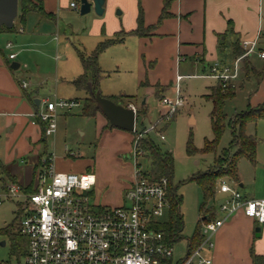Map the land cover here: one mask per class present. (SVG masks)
I'll use <instances>...</instances> for the list:
<instances>
[{"label":"rangeland","instance_id":"rangeland-1","mask_svg":"<svg viewBox=\"0 0 264 264\" xmlns=\"http://www.w3.org/2000/svg\"><path fill=\"white\" fill-rule=\"evenodd\" d=\"M76 2L78 8L65 12L58 28L55 22H51L54 29L53 31L50 29L47 37L36 38V43L27 46L19 53V62L29 65L28 70L24 67L19 70V76L26 82L28 90L38 95L37 98L40 100L76 99L79 101V105L72 109H57V129L55 133L47 136L45 156L52 157L58 171L81 173L91 168L99 176L107 177L104 185L96 186L93 200L102 206L116 207L124 203V195L120 196L116 185L127 181L128 177L135 173L136 160L130 156L131 150L125 153L118 152L129 148L126 133L129 131L114 130V127L107 129L102 125L100 116L88 117L82 113L84 99L89 96V93L86 89H78L73 84V80L80 74L75 73L77 65L82 67L78 50L90 53L100 41L87 33L88 24L91 17L95 15V10L82 15L80 0ZM261 16L259 45L252 55L243 57L239 79L233 86L236 89V95L227 100L225 105L228 120L219 142V151L228 147L232 140L229 119L249 106L256 107L264 102V77L259 80L252 72L253 69H256L257 73L264 70V58L259 55V51L264 50V0H261ZM6 38L2 40V47L7 41ZM11 40L14 42L13 39ZM7 52L10 51L7 50ZM131 55L126 49L105 50L101 53L99 62L103 73L98 86L104 96L123 95L120 104L125 106L133 102L138 105L137 109H141V102L145 99L147 112L146 114L140 112L138 128L149 127L159 122L157 130L165 134L164 140L156 133L153 137L162 151L168 150L173 153V181L175 185H179L178 191L183 196L181 212L184 229L182 237L173 243V260L178 262L186 257L188 239L198 227L201 218L200 207L204 202L201 188L196 182L189 181V178L193 173L208 169L214 160L213 153L197 152L190 155L187 152L190 136L198 149L204 146L206 138H213L210 121L212 101L207 99L205 94L209 92L208 86L214 80L197 77L184 79L181 90L185 104L168 121H164L161 120V116L167 117V115L160 110V99L166 95L174 97V87L168 94H163L158 86H140L135 62ZM45 111L46 105L42 102L38 106V114H43ZM246 132L256 135L260 141L257 163L244 157L240 159L239 175L243 186L239 185L240 182L224 180L231 186H237L242 194L260 198L264 196V119H260L257 123H249ZM129 133L133 134L134 139V132ZM138 163L142 168L149 169L147 159L140 158ZM0 175H2L1 170ZM3 193V182L0 181V195ZM226 196V193L218 189L215 201L209 203L215 207L217 217L224 216L218 201ZM18 212L20 211L16 201L5 199L0 204V229L14 222ZM168 213H165L162 220L168 219ZM24 258L25 254L19 256L13 251L10 235L0 233V264H13L19 260L23 261Z\"/></svg>","mask_w":264,"mask_h":264},{"label":"crops","instance_id":"crops-1","mask_svg":"<svg viewBox=\"0 0 264 264\" xmlns=\"http://www.w3.org/2000/svg\"><path fill=\"white\" fill-rule=\"evenodd\" d=\"M73 2L76 8L71 6ZM43 5L53 18H45L39 12L31 11L23 21L15 19V30L0 31V161L8 167L16 182L24 186L37 177L41 160L46 158L47 135L43 122L36 116L38 106L46 99H38V95L29 91L27 85L23 87L24 80L20 78L19 70L22 67L28 70L29 65L19 62V53L36 43V38L47 37L50 29H54L51 22H55L58 28L62 15L78 8L76 0H43ZM163 7L164 0H106L103 15L95 13L88 24V35L101 41L119 31L134 30L142 9L145 25L155 26L151 34L128 35L122 42L106 48L126 49L132 54L140 86L159 85L161 92L168 94L173 87L176 93L178 85L182 93L183 80L197 77L214 80L209 88L217 82L208 76L211 65L217 61L232 63L236 59L232 47L236 40L242 43L258 38L259 45L261 0H170L168 10L171 15L159 22ZM4 38L7 41L2 47ZM9 42L11 46H8ZM11 53H15L13 59L9 57ZM14 62L19 63L17 69L11 67ZM75 73L81 75L83 65H77ZM178 75L184 76L180 82L177 81ZM37 100L40 101L39 105ZM144 100L141 107L146 106ZM128 105L138 106L133 102ZM96 116H100L102 125L108 129L110 122L105 115L98 112ZM129 132H126L129 148L118 152L131 150L133 134ZM94 173L95 188L99 184L104 185L107 177ZM134 179L135 173L127 181L116 185L121 197ZM0 181L3 186L11 182L6 174L0 175ZM239 185L243 186L242 182ZM257 227L261 229L260 236H256ZM212 238L214 247L203 249V255L210 258L212 264H253L252 251L264 254V224L246 216L242 210L227 219Z\"/></svg>","mask_w":264,"mask_h":264},{"label":"built area","instance_id":"built-area-1","mask_svg":"<svg viewBox=\"0 0 264 264\" xmlns=\"http://www.w3.org/2000/svg\"><path fill=\"white\" fill-rule=\"evenodd\" d=\"M72 7L76 8L73 2ZM254 41H243L245 53L232 63L214 62L208 76L223 84L234 86L239 79L242 59L257 49ZM12 43L9 42L8 46ZM264 58V50L259 51ZM11 59L15 53L9 55ZM177 76V81L183 79ZM23 82V87H26ZM46 111L37 117L45 124V135L56 132L58 108L72 109L79 105L77 100L44 101ZM185 104L179 86L174 97L164 96L160 105L168 119ZM134 108L137 115V108ZM159 122L149 127L138 128L136 118L135 137L130 156L136 160L135 179L124 193V203L106 207L93 200L96 175L90 171L64 172L55 168L51 156L46 157L36 177L35 190L28 191L18 182H8L0 195V204L5 199L16 201L21 212L20 232L27 240V251L23 261L13 264H166L173 258L174 247L169 243L157 224L163 222L169 212L167 178L153 180L148 169L138 163L140 158L149 161L140 147L141 140L156 133L165 139L164 132L157 130ZM219 190L226 198L219 204L223 217L206 222L203 227L205 238L200 246L181 264H212L203 255L204 247L212 249L213 235L236 212L242 210L246 216L264 224V198H247L237 186L224 179Z\"/></svg>","mask_w":264,"mask_h":264},{"label":"trees","instance_id":"trees-1","mask_svg":"<svg viewBox=\"0 0 264 264\" xmlns=\"http://www.w3.org/2000/svg\"><path fill=\"white\" fill-rule=\"evenodd\" d=\"M169 2L170 0H164V7L160 14L159 22L171 15L168 10ZM31 11H37L45 18H53V15L45 10L43 0H19V12L17 18L20 21H23L26 14ZM137 23V27L132 31H119L113 37L100 41L97 47L90 53H87L84 50H78L83 65V73L73 80V84L78 89H86L89 93V96L84 99L82 110L83 115L95 117L98 112H101L96 104L95 97L92 94V89L90 88L91 83L93 90H99V80L103 73V69L99 62L101 53H103L110 45L122 42L128 35L149 36L151 30L155 27L154 25H145L142 9H140ZM15 28V25L11 29L2 26L0 27V31H13ZM232 47L235 58L244 55L245 49L242 47L240 40H236ZM252 72H254L257 79H263L264 70L257 73L256 69H253ZM157 86L160 87L159 85ZM235 95L236 89L232 85L224 87L221 82L217 81L214 86L209 87V92L205 94V97L212 101L210 121L213 138H206L204 146L201 149L195 147L192 136H190L187 143L188 154L194 155L197 152L213 153L214 160L208 169L193 173L189 178V181L196 182L201 188L204 202L200 207L201 218L198 227L194 234L188 239V250L184 259L190 256L203 242L205 238L203 231L204 224L217 218L215 207L211 206L209 203L215 201L216 193L221 181L223 179H230L234 182H240L239 161L241 158L244 157L253 163H257V151L260 141L256 135L247 134L246 129L249 123H257L260 119H264V102L256 107L249 106L246 110L236 113L229 119L228 123L232 129V140L228 147L220 151L218 149L220 139L225 131L228 120L225 105L227 100L235 97ZM121 96L113 95L107 97L120 103ZM140 112L146 114V106L137 109V120ZM108 126L112 127L110 123ZM44 128L45 124L43 123V130ZM140 147L146 152L149 159L148 175L153 180H159L163 177L168 180V219L158 223L157 228L163 231L167 241L173 244L182 237V231L184 229V220L181 212L183 196L178 191L179 185H175L173 181L174 156L171 151H162L153 136L143 138ZM0 170L2 171V174H6L8 178H10V181L16 182L14 177L10 174L8 167L1 161ZM87 171H90V169ZM35 183L36 178L25 186L26 190L34 191ZM4 187L5 185L3 188ZM20 219L21 212H18L14 222L0 229V233L10 235L12 239V249L14 252H17L19 256L26 254L27 251V240L20 232ZM251 256L253 264H264V254H257L252 251ZM183 260L175 262L173 258H171L164 262L166 264H181Z\"/></svg>","mask_w":264,"mask_h":264},{"label":"water","instance_id":"water-1","mask_svg":"<svg viewBox=\"0 0 264 264\" xmlns=\"http://www.w3.org/2000/svg\"><path fill=\"white\" fill-rule=\"evenodd\" d=\"M106 0H80V14L85 15L91 12L94 8L97 15H103L104 4ZM19 12V0H0V27L6 26L11 29L14 26L15 19ZM11 67L17 69L19 63H12ZM92 94L95 97L96 104L100 111L108 119L112 127L123 129L126 131H134L136 123V111L129 105H123L115 102L111 98L102 95L100 90H93L90 83ZM36 103L39 105L40 101ZM145 103V100L144 102ZM223 200H219L218 204H221ZM260 227L256 228V236H260Z\"/></svg>","mask_w":264,"mask_h":264}]
</instances>
